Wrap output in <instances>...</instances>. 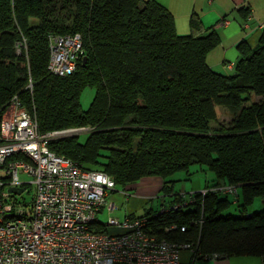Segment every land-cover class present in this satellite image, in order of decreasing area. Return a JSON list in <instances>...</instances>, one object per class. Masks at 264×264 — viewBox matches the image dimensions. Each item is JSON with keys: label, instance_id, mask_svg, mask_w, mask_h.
Returning <instances> with one entry per match:
<instances>
[{"label": "trees", "instance_id": "obj_1", "mask_svg": "<svg viewBox=\"0 0 264 264\" xmlns=\"http://www.w3.org/2000/svg\"><path fill=\"white\" fill-rule=\"evenodd\" d=\"M242 13L246 19L249 9ZM188 25L187 34L177 33L173 15L156 0H0V120L15 96L40 133L86 128L83 142L56 137L48 148L121 188L159 176L168 192L172 174L205 166L215 175L205 195L146 213L149 229L191 243L196 261L213 253L263 257L264 208H248L256 198L264 205V29L254 46L237 43L232 73L221 74L206 62L218 33L195 12ZM75 33L82 39L75 70L50 73L49 35ZM87 86L95 93L82 110ZM215 106L231 115L226 126ZM226 185L238 189L236 215L227 212V195L213 191ZM199 218L200 227L193 223ZM100 224L95 229L106 232ZM172 224L178 227L164 230Z\"/></svg>", "mask_w": 264, "mask_h": 264}, {"label": "built area", "instance_id": "obj_2", "mask_svg": "<svg viewBox=\"0 0 264 264\" xmlns=\"http://www.w3.org/2000/svg\"><path fill=\"white\" fill-rule=\"evenodd\" d=\"M23 45H15L16 53ZM48 53L47 70L57 76L70 75L82 54L80 34L49 35ZM86 130L40 133L34 117L17 97L7 104L0 120V264H180L183 249L195 261L191 243L159 238L143 216L122 221L109 217L105 226L118 233L95 229L98 211L115 208L107 199L115 190L114 180L48 148L53 138ZM25 185L33 189L29 201L21 197ZM236 188L226 185L213 191L236 197ZM11 189L22 190L13 193ZM205 192H194L188 201L171 203L158 213L191 205L197 194L204 196ZM193 223L200 227L202 220ZM177 227L172 224L164 230Z\"/></svg>", "mask_w": 264, "mask_h": 264}, {"label": "crops", "instance_id": "obj_3", "mask_svg": "<svg viewBox=\"0 0 264 264\" xmlns=\"http://www.w3.org/2000/svg\"><path fill=\"white\" fill-rule=\"evenodd\" d=\"M168 9L174 17L176 31L179 34L189 32L188 20L191 13L195 12L205 27H212L219 35L220 42L206 55L208 66L215 72L229 74L237 60L236 45L241 40H246L250 46H254L264 29V0H156ZM249 9V16L245 19L242 11ZM221 19H225L221 22ZM227 64L232 68L228 69ZM185 179L192 174L185 172ZM173 175V174H172ZM168 178L170 191H163V179L159 176H146L138 181L128 184L121 190H114L109 193L107 199L120 207L122 219L111 216L122 221L126 217L145 216L146 213H154L161 207H168L165 199L169 198V204L176 201L173 197L175 182L179 178ZM206 181L204 187L211 183ZM223 195V194H221ZM238 195V189H237ZM229 195H227L228 197ZM233 196V195H232ZM236 197L231 201L234 204ZM167 202V203H168ZM263 204V202H262ZM114 209V208H113ZM106 207L101 208L98 213H105ZM111 212V211H110ZM120 217V218H121ZM98 218V214H97ZM100 222V220H98ZM107 222H101L99 226H105ZM105 229L112 233H118V229L105 226ZM216 253L208 255L198 261L191 259L190 251H180V264H261L262 257L255 255H231L212 257Z\"/></svg>", "mask_w": 264, "mask_h": 264}, {"label": "rangeland", "instance_id": "obj_4", "mask_svg": "<svg viewBox=\"0 0 264 264\" xmlns=\"http://www.w3.org/2000/svg\"><path fill=\"white\" fill-rule=\"evenodd\" d=\"M231 74V73H229ZM95 90L93 87H85L81 94H80V107L82 110H86L91 101L92 98L94 96ZM259 97H254V101L258 100ZM216 108V113H217V119H218V123H220L221 125L226 126L230 120H231V115L229 114V112L221 107V106H215ZM213 124V122L211 123ZM77 129H82L83 127H74ZM86 130V128H85ZM80 131V130H77ZM76 131V132H77ZM73 135H77V134H73ZM87 136V132L85 131H81L80 134H78V140L80 142H83L85 140ZM202 168H200L198 165L194 164L191 165L189 167V171L192 172V174H190L186 179H185V172L184 171H178L176 173H174L172 175V178H179L173 187V192L176 194L173 197H176V201L172 202H186L190 199L191 194H193L194 192H202L204 190V185L206 183V181H210L213 180L215 178V175L213 174V172H211L210 170H208L205 166H201ZM20 178H23V176L20 175ZM29 179V177H27ZM26 178V179H27ZM115 190H121L120 186H115L114 188ZM33 192L32 186L30 185H25L24 186V193L21 195V197H24L26 199V201L30 200V194ZM229 200H233V196L231 194H229L228 196ZM169 198L165 199V204H168V206L171 204H169ZM110 203V201H108ZM168 202V203H167ZM115 206V205H114ZM117 209H113L111 212L106 210L105 213H98V220H100V222H107L109 217L114 216L116 218L122 219L123 217H121V213H120V207L117 205ZM264 208V205L262 204V199L260 198H256L253 203L249 206L248 210L249 211H259L261 209ZM107 209V208H106ZM227 212H230L234 215L237 214V211L234 209V204H231L230 207L227 209ZM121 217V218H120Z\"/></svg>", "mask_w": 264, "mask_h": 264}, {"label": "water", "instance_id": "obj_5", "mask_svg": "<svg viewBox=\"0 0 264 264\" xmlns=\"http://www.w3.org/2000/svg\"><path fill=\"white\" fill-rule=\"evenodd\" d=\"M22 189H11L10 191L13 193H20Z\"/></svg>", "mask_w": 264, "mask_h": 264}, {"label": "bare ground", "instance_id": "obj_6", "mask_svg": "<svg viewBox=\"0 0 264 264\" xmlns=\"http://www.w3.org/2000/svg\"><path fill=\"white\" fill-rule=\"evenodd\" d=\"M48 42V41H47ZM47 67V66H46ZM68 136V135H67Z\"/></svg>", "mask_w": 264, "mask_h": 264}]
</instances>
